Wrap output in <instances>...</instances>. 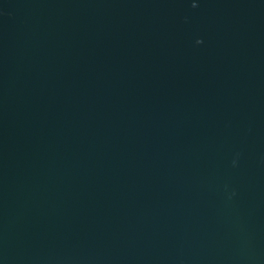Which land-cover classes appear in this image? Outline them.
Listing matches in <instances>:
<instances>
[{"label": "water", "instance_id": "95a60500", "mask_svg": "<svg viewBox=\"0 0 264 264\" xmlns=\"http://www.w3.org/2000/svg\"><path fill=\"white\" fill-rule=\"evenodd\" d=\"M0 264H264V0H0Z\"/></svg>", "mask_w": 264, "mask_h": 264}]
</instances>
